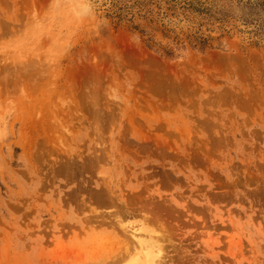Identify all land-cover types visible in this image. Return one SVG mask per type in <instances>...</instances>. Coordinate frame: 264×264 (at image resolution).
<instances>
[{
    "label": "rangeland",
    "instance_id": "1",
    "mask_svg": "<svg viewBox=\"0 0 264 264\" xmlns=\"http://www.w3.org/2000/svg\"><path fill=\"white\" fill-rule=\"evenodd\" d=\"M253 1L0 0V264H264Z\"/></svg>",
    "mask_w": 264,
    "mask_h": 264
},
{
    "label": "trees",
    "instance_id": "2",
    "mask_svg": "<svg viewBox=\"0 0 264 264\" xmlns=\"http://www.w3.org/2000/svg\"><path fill=\"white\" fill-rule=\"evenodd\" d=\"M251 21H246L247 24L255 25L258 31L264 33V0L253 1L250 5ZM143 35H147L144 31H141ZM146 47L149 50H155L157 53L166 56L174 57V52L167 48H162L161 45L155 42L153 37H149L146 41Z\"/></svg>",
    "mask_w": 264,
    "mask_h": 264
}]
</instances>
